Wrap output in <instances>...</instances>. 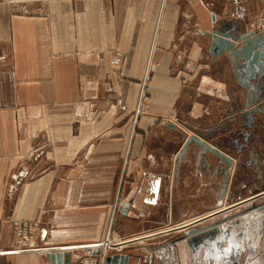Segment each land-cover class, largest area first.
Returning a JSON list of instances; mask_svg holds the SVG:
<instances>
[{
	"label": "crops",
	"instance_id": "0c3cea01",
	"mask_svg": "<svg viewBox=\"0 0 264 264\" xmlns=\"http://www.w3.org/2000/svg\"><path fill=\"white\" fill-rule=\"evenodd\" d=\"M214 5L223 2L0 3V264H52L55 253L66 264L68 252L78 264L82 246L109 238V256L128 264H194L186 241L155 253L170 241L157 233L264 192L263 174L235 178L248 154L217 145L240 162L223 202L214 155L200 160L193 144L180 160L187 137L212 146L206 134L248 97L233 64L213 59L208 35L215 18L239 15ZM262 219L201 240L200 260L230 252L232 263L264 264Z\"/></svg>",
	"mask_w": 264,
	"mask_h": 264
},
{
	"label": "water",
	"instance_id": "95a60500",
	"mask_svg": "<svg viewBox=\"0 0 264 264\" xmlns=\"http://www.w3.org/2000/svg\"><path fill=\"white\" fill-rule=\"evenodd\" d=\"M214 23L218 25L213 27V29L208 32V35H210L212 38L210 48L213 59H216L218 56H225V54H227L230 62L233 63L237 68V78H239V81L248 88L249 92H251V90L258 92L257 95L255 97H251V100L246 104L245 108H247V111H244V113L242 112V114L239 115L241 120L247 116H250L251 114H253L255 117L258 114L264 117V102H262L261 100L262 95L260 92V88L264 87L262 80L264 76V52L257 51L258 48L263 49L260 46L259 41L257 40L259 39V36L263 37V34L258 35L254 32L250 34L237 33L233 35L232 32H230L231 30H228L226 27L227 21L221 22L217 21V19L215 18ZM239 41H241L242 43L238 45L237 43H239ZM238 61L243 63L238 64ZM248 110L250 111L248 112ZM235 120L236 118H232L231 121L234 123ZM218 131H220L219 133H221L222 129L219 127L217 129H212L206 135L209 138L215 135ZM193 144L200 149V160L205 161V157L207 156L206 154H210L212 156L214 155L216 157L218 170L220 172H223L224 177V180L221 184L222 190L220 195V199L223 202V199L229 187V177L234 166L233 158L220 151L214 145L210 146L206 143V141L202 140L198 136L191 135L186 139L184 149L180 155V160L183 157V153H185L188 150V147ZM223 167L224 169H222ZM256 196L258 197H254L248 201H245L243 204H238L218 213H214L212 216L201 220L198 224H195L194 226L190 225L185 229V235L180 237L178 241H186L187 246L191 248L192 256L195 258L193 260L194 264H202V261L204 262V264H239V262L232 263L230 262V260H228L227 256L230 252H228L227 254H222L221 256H218L214 253H206L207 257L200 260V247L198 245L201 243V240L206 239L215 240L218 237L222 239H229L228 237H230V235L234 231V226L239 225V220L241 218H243L244 220L252 219V222H254L255 225L257 222L260 223L263 220L262 218L264 216V192H261V194ZM246 205H248L249 207H246L244 210H240ZM221 206H223V203H221L220 207ZM232 211L235 212L231 213ZM219 216H225V218L218 220V222L216 223L203 226V228L199 231L194 229L200 224L206 225V223L215 221V219H217ZM255 229L260 233V231L262 230L261 224L257 227L255 226ZM71 256L72 255L70 252L64 255L66 264H69ZM59 258L60 257L58 256V254L55 253L52 254L50 260L52 264H54L55 262L59 261ZM222 259H225V261ZM128 260L129 257L127 255L123 256L120 254H115L108 257V259L106 260V264H128Z\"/></svg>",
	"mask_w": 264,
	"mask_h": 264
},
{
	"label": "rangeland",
	"instance_id": "374dc122",
	"mask_svg": "<svg viewBox=\"0 0 264 264\" xmlns=\"http://www.w3.org/2000/svg\"><path fill=\"white\" fill-rule=\"evenodd\" d=\"M41 1H45V0H41ZM221 1L223 2V5H216V6L214 5L215 7H217V11L220 12L219 14H223V12H225L227 10V7H228L229 8L228 13H230V14L237 13L239 15L238 20L235 21V24H233L232 22L229 23L228 20H224V21H227V25H226L227 29L231 30L230 32H232L233 35H235L237 33L250 34V33H254V32L258 35L263 34V37L259 36L258 37L259 39H257L260 43V46L263 49L258 48L257 51L258 52L259 51L264 52V0H221ZM40 2L29 1V2L23 3V2H20V0H17V1L16 0H0V3H2L4 5H7L9 7L14 6L15 8H20V9L26 8L27 4L40 3ZM222 7H223V9H222ZM246 24L251 25L250 31H247V27H246L247 25ZM216 25H218V24L214 23V26H216ZM240 43H242V42L239 41V44ZM218 57L225 58V60L228 63H231L227 54H225V56H218ZM263 62H264V59H263ZM240 63H243V62L238 61V64H240ZM233 66H234V73H235V76L237 78V68L235 67L234 64H233ZM262 80H263V84H264V76H263ZM255 82H253V83H255ZM241 84L244 86L245 92L247 93V96H248L246 103L242 106L243 109L240 112H238L237 114L229 116L227 124H223V126L219 125L216 127V129L218 127L222 129L221 133H219L220 131H218L215 135H213L212 137H209V138L210 139H212V138L217 139V141L214 143L215 145L214 144L213 145L216 148H218L220 151H221V149L217 145H221V146L232 149L233 152L237 153L239 157H243L244 154H246V155L248 154L247 156L245 155L246 158L244 159L243 163L238 162L236 158H233L234 156L233 157L231 156L233 158L234 162L237 161V163H240L239 167L236 168L237 174H236L235 178H240V176H241L240 171H243V170H245L247 172L250 171L252 176H254V177L256 176L255 178H262L260 176H262L261 174L264 175V144L261 143V141L264 142V136H262V134H263V129H262L263 128V123H262L263 116L258 114L255 117L253 114H251L250 116H247L248 118L245 117L242 120L239 116L240 114H242V112L244 113V111H247V108H245L246 104L251 100V97H255L258 92L253 91V90H251V92H249L248 88L242 82H241ZM261 95H262V93H261ZM261 100H262V102H264V96L261 97ZM143 101H144V99H143ZM249 111L250 110H248V112ZM232 118H236L234 123L231 121ZM255 130H256V132H255ZM249 133H252V134H249ZM220 136H224V138L219 139ZM240 141L242 143L243 142L244 143L239 147ZM258 141H259V145L257 144V147H256V145H255V147H253V145L256 144V142H258ZM250 150H253L256 154L260 153V156H256L255 158H253L252 154L250 153ZM234 164H236V163H234ZM216 222H218V221L215 220V222L214 221L209 222V223H206V225L200 224L199 226H196L194 229L199 231L200 229L203 228V226H207V225H210V224H213ZM185 233L186 232H180V233L170 232L169 234H161L163 236H161V238H159V239H166L167 241L168 240H170V241L166 245H164V246L162 245L163 247H158V248L155 247V253L159 252V254L161 255V253H162L161 250H163L165 248L169 249V251L170 250L176 251L179 248V247H177L178 243L184 242V241H178V239L180 237L184 236ZM155 241L156 240L154 239V243H155ZM111 251H113V250H110V252ZM116 252H118V251H116ZM121 252H123V251H121ZM260 261H264V260L261 259ZM78 264H79V261H78Z\"/></svg>",
	"mask_w": 264,
	"mask_h": 264
},
{
	"label": "built area",
	"instance_id": "2783aa9c",
	"mask_svg": "<svg viewBox=\"0 0 264 264\" xmlns=\"http://www.w3.org/2000/svg\"><path fill=\"white\" fill-rule=\"evenodd\" d=\"M106 243H94L93 245L82 246L81 252L78 256L79 264H106L110 250L116 249L114 248V245L112 247H104V244ZM108 243L113 244L111 241ZM123 250L124 248H117L118 252Z\"/></svg>",
	"mask_w": 264,
	"mask_h": 264
},
{
	"label": "bare ground",
	"instance_id": "6f19581e",
	"mask_svg": "<svg viewBox=\"0 0 264 264\" xmlns=\"http://www.w3.org/2000/svg\"><path fill=\"white\" fill-rule=\"evenodd\" d=\"M17 1V0H16ZM29 1H34V2H40L41 0H20V2H23V3H26V2H29ZM143 95L145 96V94H144V91H143ZM204 219V218H203ZM203 219H201V220H203ZM200 220V221H201ZM199 221V222H200ZM195 224H198V223H187V224H184V226H180L179 228H169V229H164V230H162L161 232H159V233H157V234H169L170 232H184L185 231V229L188 227V226H190V225H192V226H194ZM109 241H111V239L109 238V240H107L106 242H103V243H106V244H104V247H109V246H113L114 244H111V243H108ZM121 248H123V246H120Z\"/></svg>",
	"mask_w": 264,
	"mask_h": 264
},
{
	"label": "flooded vegetation",
	"instance_id": "af4514ba",
	"mask_svg": "<svg viewBox=\"0 0 264 264\" xmlns=\"http://www.w3.org/2000/svg\"><path fill=\"white\" fill-rule=\"evenodd\" d=\"M260 92L262 93V96H264V95H263V94H264V87H261V88H260ZM262 123H263V128H262V129H263V134H262V136H264V117H263ZM255 132H256V130H255ZM249 134H252V133H249ZM249 134H248V135H249ZM261 143L264 144V142H262V141H261ZM239 147H240V145H239ZM253 150H254V149H253ZM253 150H250V153L252 154V157H253V158H255L256 156H260V153H257V154H256ZM261 227H262V223H261ZM194 259H195V258L192 256L191 261H193Z\"/></svg>",
	"mask_w": 264,
	"mask_h": 264
}]
</instances>
